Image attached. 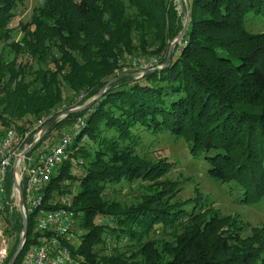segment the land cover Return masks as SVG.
Segmentation results:
<instances>
[{
	"label": "trees",
	"instance_id": "1",
	"mask_svg": "<svg viewBox=\"0 0 264 264\" xmlns=\"http://www.w3.org/2000/svg\"><path fill=\"white\" fill-rule=\"evenodd\" d=\"M38 1L31 21L14 27L23 0H0V138L84 106L133 58L163 65L185 23L171 0ZM188 2L189 31L165 70L112 83L29 153L78 132L44 189L46 204L68 199L75 212L73 264H264V228L244 236L237 217L199 192L180 200V181L166 177L175 163L154 149L163 135L183 140L230 198L264 204V0ZM124 182L146 184L144 194L132 203L106 197ZM13 191L11 171L0 204V222L16 236L6 264L23 232ZM28 222L25 249L35 242L32 215Z\"/></svg>",
	"mask_w": 264,
	"mask_h": 264
},
{
	"label": "built area",
	"instance_id": "2",
	"mask_svg": "<svg viewBox=\"0 0 264 264\" xmlns=\"http://www.w3.org/2000/svg\"><path fill=\"white\" fill-rule=\"evenodd\" d=\"M181 14L185 0H171ZM161 67L159 59L148 60L142 57L131 59L115 71L117 76L127 73L130 69L138 72ZM80 100L83 99L81 96ZM78 108V107H77ZM64 108L57 111L63 120ZM50 120L49 116L41 117L27 131L20 132L9 129L0 138V204L5 190L9 172L17 165V181L24 193V212L33 216L35 242L23 249L21 264H73L70 246L75 241L73 229L75 212L68 199H55L46 204L44 189L56 174L57 170L70 158V148L77 131L64 132L59 140L51 146L44 145L34 155L24 152L40 139L42 128ZM76 126H84L79 121ZM75 126V127H76ZM14 192L18 190L14 187ZM14 207V206H13ZM19 211V200L16 204ZM0 264H6L11 243L6 239L5 230L0 222ZM26 246V245H25Z\"/></svg>",
	"mask_w": 264,
	"mask_h": 264
},
{
	"label": "rangeland",
	"instance_id": "3",
	"mask_svg": "<svg viewBox=\"0 0 264 264\" xmlns=\"http://www.w3.org/2000/svg\"><path fill=\"white\" fill-rule=\"evenodd\" d=\"M39 4L38 0H23L22 4L17 8V18L13 26L18 27L20 23L30 22L33 10L38 7ZM14 36V39L19 40L21 32L17 30ZM2 47L1 45L0 49H2ZM5 51L9 52L8 49ZM10 57H12L11 53ZM57 139L58 138H56V140ZM56 140L49 141L45 145L51 146ZM154 149L159 151L164 150V154L168 156L169 160L175 163L174 168L166 177L180 181L181 192L178 195L180 200L195 198L199 192L202 197L208 199L209 203H212L215 208L219 209L222 215L237 217L244 226V236L251 235V231L255 227L264 228V204L248 206L230 198V189L227 185L217 184L200 172L197 161L190 157L188 145L183 140H176L168 135H163L160 137L159 141H157L156 145H154ZM145 185L146 184L142 182H135L132 185L127 182L121 185H114L111 187L106 197L111 200L132 203L144 194L142 187ZM18 200V194L13 191L12 201L14 207H16ZM5 235L6 239L12 244L16 236L12 235L10 232H5ZM157 237L164 238L167 236L163 233H159ZM1 240L2 238H0V242ZM22 257L23 254L19 258L20 261H22Z\"/></svg>",
	"mask_w": 264,
	"mask_h": 264
},
{
	"label": "water",
	"instance_id": "4",
	"mask_svg": "<svg viewBox=\"0 0 264 264\" xmlns=\"http://www.w3.org/2000/svg\"><path fill=\"white\" fill-rule=\"evenodd\" d=\"M183 13L185 15L184 27H183L181 33L178 35V37L170 44L167 58H166L164 64L163 65L161 64V67L156 68V69H152V70H146V71H142V72H138L137 71L135 73L118 76L117 78H115L112 81H110L109 84H107L101 90V92H100V94H99L98 97L94 98L93 100H91L90 102H88L87 104H85L84 106H81V107H78V108H74V109H70L68 111H65L63 113L65 115V117H67L70 114H76V113H79V112H82V111H86L89 108H91L94 105V103L106 92L108 86L111 85L112 83L118 81V80H121V79H124V78H128V77L140 78L142 76L159 73V72H162L163 70H165L167 68L169 62H170L171 55H172V52H173L174 48L177 46V44H179V43H181L183 41V39L185 38V36L187 35V33L189 31L190 22H191V8H190V4H189L188 0H185V5H184V8H183ZM61 116L62 115L56 116L52 121H50L49 123H47L42 128V132H41V135H40V139L37 142H34L24 152V155H27L29 152H31L33 149H35L37 147V145L45 137V135L47 134V132L49 131V129L54 124H56L57 122H59L61 120ZM16 175H17V165L14 164V167H13L14 187L18 190V193H19V212H20V215H21L22 221H23V232L21 234L19 246H18L15 254L13 255L12 259L10 260V262L8 264H16V262L18 261V259L22 255L23 249H24V247L26 245V242H27L28 227H29L28 217L26 216V214L24 212V193H23V189H22L21 185L18 183L17 178H16Z\"/></svg>",
	"mask_w": 264,
	"mask_h": 264
},
{
	"label": "crops",
	"instance_id": "5",
	"mask_svg": "<svg viewBox=\"0 0 264 264\" xmlns=\"http://www.w3.org/2000/svg\"><path fill=\"white\" fill-rule=\"evenodd\" d=\"M56 142H57V141H56ZM56 142H55V143H56Z\"/></svg>",
	"mask_w": 264,
	"mask_h": 264
}]
</instances>
